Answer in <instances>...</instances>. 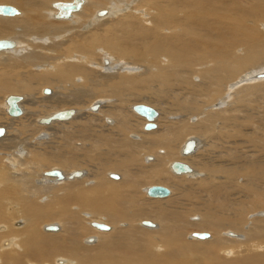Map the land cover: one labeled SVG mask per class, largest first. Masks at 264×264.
I'll use <instances>...</instances> for the list:
<instances>
[{
	"label": "bare ground",
	"instance_id": "6f19581e",
	"mask_svg": "<svg viewBox=\"0 0 264 264\" xmlns=\"http://www.w3.org/2000/svg\"><path fill=\"white\" fill-rule=\"evenodd\" d=\"M58 2L74 0H0L18 10L14 16L0 15V40L15 44L0 51V95L12 93L2 99L12 120L30 106L17 128L14 122L7 130L0 127V264H264V211L254 213L264 206V115L252 131L240 122L248 119L241 112L264 107V0H83L68 18L57 16ZM42 86L55 87V94L41 92ZM41 93L53 96L42 99ZM12 95L22 98L23 113L17 117L8 113ZM140 96L166 109L163 127H158L161 111L135 104L158 114L157 128L145 129L147 119L127 101ZM87 99L99 101L89 107ZM63 105L77 107L79 115L74 108L56 110ZM66 110L74 112L70 119L41 122ZM102 112L97 122L115 125L118 139L94 129L97 124L89 118ZM131 113L143 118L141 130L130 127ZM171 115L181 118L170 121ZM37 117L36 125L47 129L35 127ZM79 118L85 121L61 137V147L53 146L49 127ZM193 118L198 122L191 124ZM246 132V142L262 150L256 159L242 158L229 147ZM193 134L210 137L204 141ZM191 140L196 147L184 154ZM213 141L227 145L224 154L232 159L218 162L223 154L208 150L194 158ZM101 146L122 153L109 151L104 157ZM179 153L184 160L176 161ZM142 159L153 163L133 170ZM80 162L97 167L58 169L63 179L46 175L54 169L42 172L53 164L69 169ZM174 162L189 165L192 172L175 173ZM167 168L178 178L175 184L183 185L162 198L144 189L150 199L172 197L144 209L140 187L169 184ZM193 215L200 219L190 221ZM102 217L113 227L94 221ZM140 218L158 223L140 221L152 231L140 234L133 226ZM121 221L131 227L115 228ZM45 222L58 223L43 225L42 234ZM88 226L107 234L87 237L83 245L81 237L91 233ZM193 229L213 237L208 233L209 238L199 239L193 233L201 240L193 241L188 238Z\"/></svg>",
	"mask_w": 264,
	"mask_h": 264
},
{
	"label": "rangeland",
	"instance_id": "374dc122",
	"mask_svg": "<svg viewBox=\"0 0 264 264\" xmlns=\"http://www.w3.org/2000/svg\"><path fill=\"white\" fill-rule=\"evenodd\" d=\"M13 6V5H12ZM76 19V18H75ZM61 22V21H60ZM71 22H73V21H68V23H71ZM264 23V22H263ZM7 52H9V51H7ZM11 52V51H10ZM9 52V53H10ZM11 54H14L13 52H11ZM125 62H128V61H125ZM104 66H105V64H104ZM40 69V71L42 70V71H44V69L45 68H43V67H40L39 68ZM258 78H262V77H258ZM50 89V90H52L53 91V95L55 94L54 92H55V87H53V86H42V87H40V91L42 92V90H44V89ZM37 91H38V89H37ZM12 94V93H11ZM10 93H6V94H1L0 95V97H1V99H0V107L2 106L3 108H2V110H3V113H1L0 112V127H4L5 129L6 128H10V126H11V124L14 122V128H17V125H18V122H20V121H18L19 119H21V118H23L26 114H27V112H28V108H30V106L28 105V106H26V113H25V115L24 116H22V117H20V118H14V120H12V119H10V117H8V115H7V113L5 112V109H4V102H3V100L2 99H4L7 95H11ZM22 95V94H21ZM52 95V96H53ZM180 95H181V97H183V95H182V93H180ZM52 96H49V97H52ZM178 96H179V94H178ZM39 98H49L48 96H45L44 97V95L41 93L39 96H38ZM87 100H90V99H87ZM101 100V99H100ZM143 100V101H142ZM96 101H99V99H95V100H90L88 103H86V105L87 106H89V105H91L92 103H95ZM127 101H130L129 103H128V105H130V104H147V105H150V106H152L153 108H156V109H158L159 111H161V113H163V115L161 114V118L159 119V123H158V127L159 128H161V127H163V125L165 124V122L167 121V119H166V117H165V114H164V111L166 110L164 107H161L160 105H156L155 103H153L155 100H152V102H150V101H146L145 100V98H144V96H140V97H132L130 100H127ZM236 102L232 105L233 107H235L236 106ZM27 105V104H26ZM90 107V106H89ZM89 107H87L86 109H89ZM67 108H74V109H76L77 111H78V115H79V109L77 108V107H71V106H69V105H63V106H61V107H59L58 109H56L57 111L58 110H61V109H67ZM85 109V110H86ZM84 110V111H85ZM100 111V110H99ZM53 112H55V110H51V111H44L43 112V114L40 116V117H43V116H46V115H48V114H50V113H53ZM104 112V111H103ZM103 112L101 113V114H97V115H92V116H90V120H91V122L92 123H94V124H97V127H95L94 129L95 130H98L99 132H100V134L101 135H103L104 137H110L109 139H118L117 138V136H116V130H115V125L113 126H111V125H107V124H105L106 122H103V124H101V123H99V122H97V120H99V119H102L103 118ZM4 114V115H3ZM77 115V116H78ZM101 115V116H100ZM261 115L263 116L264 115V107H262V109H260L259 111L258 110H255V111H253V110H249V112H245V113H243V112H241L240 113V116L241 117H245V118H248V119H245V120H240V122L241 123H245L247 126H249L250 127V131H252L253 130V127L254 126H256V127H258L257 125H258V120L260 119V117H261ZM76 116V117H77ZM163 116V117H162ZM173 115H171V117H172ZM251 116H253L254 118H250ZM7 119H6V118ZM170 116H169V119H170V121H178L180 118H181V116H173L172 118H171ZM39 117H37L36 119H35V121H34V124H35V127L36 128H38V129H47V128H43V127H38L37 125H36V121H37V119H38ZM75 119V118H74ZM73 119V120H74ZM142 117H140V116H138V115H136V114H134V113H131V115L129 116V122H130V124H131V126L130 127H132V128H138L141 124H142ZM192 120H194L193 121V123H191V124H194L195 122L197 123L198 122V120H197V118H193ZM191 120V121H192ZM81 121H85V119H81V118H79V119H77V120H74V121H72V122H68V123H64V124H57V125H54V126H52V127H49V130H47L48 131V138H50L51 137V141L53 140V141H56V145L54 144L53 146H55V147H61V145H63L64 144V142H63V140H61V137L66 133V132H68V131H71V130H73V128H76V125L78 126V124H79V122H81ZM3 123V124H2ZM23 124H25V122H23ZM93 124V125H94ZM2 125V126H1ZM103 126H106V128L105 127H103ZM141 127L142 126H140V130H141ZM102 128H104V129H102ZM158 128V129H159ZM52 129V130H51ZM54 129V130H53ZM157 129V130H158ZM7 130V129H6ZM107 130V131H106ZM105 131V132H104ZM113 131V132H112ZM156 131V130H155ZM133 134V136L134 135H137L136 133H132ZM250 134V132H246V133H244V134H242V135H237V139L236 140H239L240 139V143H238V145H234V146H229L230 147V149H231V151H232V149L233 148H235L236 150H237V152H238V154L240 155V156H242V158L244 157V156H251V158H254V159H256L259 155H261V153H262V150H261V148H259V147H253V145L251 146L250 144L251 143H248V142H246V140H248L249 138V135ZM193 135H195V136H197V137H200L202 140H206L207 138H209L210 137V134H206V135H198V134H193ZM193 135H191V137L193 136ZM211 136L213 137L214 136V134L213 133H211ZM220 136H224V135H222V134H220ZM37 137V136H36ZM190 136H188V138H191ZM47 138V139H48ZM131 138V137H130ZM47 139H43V140H47ZM187 139V136L186 137H184L182 140L183 141H185ZM242 139V140H241ZM246 139V140H245ZM132 140V139H131ZM181 140V142H179L178 144L180 145H182V141ZM58 142V143H57ZM135 142V141H134ZM213 142H216V143H210V146L208 147V148H206L207 147V145H205V146H203L202 148H200L199 150H198V154L196 153V155H195V157L194 158H196V159H200V157H201V154L205 151V150H208V152H213L214 153V156L215 155H218V154H220V153H222L223 155L221 156V157H219V159H218V162H220V161H225V160H231L232 159V157H233V155H225L224 154V152H226V149H227V145H222V143L221 142H219V141H213ZM249 146H251V147H249ZM179 147V146H178ZM247 147H249V148H247ZM101 148V150H100V152H101V154L104 156V157H106V155H107V153L110 151L111 153H115V154H117V155H119V154H121L122 152L120 151V150H115L113 147H108V146H101L100 147ZM240 148V149H239ZM66 150H68V152H71L72 151V149H69V148H67ZM253 150V151H252ZM258 150V151H257ZM78 151V150H77ZM49 153H55V152H53L52 150L50 151L49 150ZM98 153H99V151H98ZM205 153H203V155H204ZM244 154V155H243ZM117 155H115L114 156V159H117ZM147 155H153V154H147ZM180 159V160H179ZM181 159H182V157H180V153H179V156H178V159L176 160V161H181ZM182 160H184V159H182ZM144 160L142 159V160H140L138 163H136L135 165H133L132 166V168H133V170H135V171H142V170H144V168H146L147 166H148V164H152L153 162H150V163H145L144 164ZM91 166H93L94 168H96L97 167V165L96 164H92V163H86V162H80L79 163V166L77 165V167L76 166H74L73 164H71L68 168L69 169H65V168H61L60 166H56V165H52V166H50V167H48V168H46L45 170H43L42 172H45L46 170H51V169H54V170H58V169H61V170H66V171H74V170H77V169H84V170H86L87 172H89L90 171V169H91ZM59 167V168H58ZM199 170V169H198ZM202 171V170H201ZM116 173V174H118V175H120V176H122V174L121 173H119V172H117V171H112V172H109V173ZM203 172H205V171H203ZM108 173V174H109ZM166 176L168 177V178H170V183L169 184H162V183H144V185L143 186H141L140 187V194L138 195L139 196V205L140 206H142L144 209H150V208H152L153 207V203L154 202H161V201H166V200H170L172 197L170 196V197H168V198H166V199H164V200H159V199H150L149 197H147V195H146V193L145 192H143L144 191V189H146V188H148V187H151V186H154V185H162V186H165V187H167V188H169L170 189V191H172V195H173V192H175V189H176V186L177 185H179V186H182L183 184H182V182H179L178 184H175V182H177V180L176 179H178L177 177H176V175H174V174H172L169 170H168V168H167V172H166ZM108 178V177H107ZM109 179V178H108ZM110 180V179H109ZM112 181V180H111ZM75 182H77V181H72V182H70V183H75ZM193 182H189V184H192ZM59 184H61V183H59ZM59 184H51V185H59ZM47 185H49V184H47ZM261 190H264V183L261 185V188H260V191ZM257 210V211H256ZM256 210H254L255 212L254 213H258V212H260V211H264V206L263 207H260V208H257ZM86 213H88L89 214V212H86ZM251 214H253L252 212H250L249 213V215H251ZM204 214L203 213H201L200 214V216H203ZM252 216H254V215H252ZM81 218H82V220H84V217H82L81 216ZM197 219L199 220L200 219V217L199 216H197V215H193V216H191V219H190V221H192V222H195V221H197ZM260 219V218H259ZM261 219H264V218H261ZM145 220H147V221H152V222H156V221H154V220H151V219H148V218H140V219H137V220H135L134 221V224H133V226H134V228L137 230V231H139L140 232V234H146V233H150V232H152V231H150V229H148V228H144V227H142V226H140V225H138V223L140 222V221H145ZM94 221H103L104 222V224H108V225H111V224H109L108 223V221L106 220V218L105 217H102V218H95L94 219ZM50 223H58V222H45V223H42L41 225H40V230H41V233L43 234H46L45 232H43L42 231V226L43 225H46V224H50ZM122 223H126L127 224V227H121L120 228V224H122ZM156 223H158V222H156ZM85 225H87V224H85ZM111 227H113V225H111ZM131 227V224L128 222V221H121V222H119L118 224H116L115 225V228H118V229H121V230H123V229H127V228H130ZM90 231H91V233L90 234H87V235H85V236H82L81 237V239H80V243H83V245H85L86 243H84V239L85 238H87V237H91V236H96V237H101V236H103L104 234H107V233H102V232H98L96 229H94V228H92V227H90V226H88L87 227ZM123 228V229H122ZM230 230H227L226 231V233L227 232H229ZM193 233H209L210 235H211V237H213V234H212V232H210V231H199V230H196V229H193V230H191L189 233H188V238L189 239H191V240H193V241H198V242H200L201 240H198V239H195V238H193ZM61 234V233H60ZM226 235V234H225ZM230 237H233V234H230ZM241 237V236H240ZM187 238V239H188ZM225 239H227V240H232L231 238H229L228 239V237L226 238V237H224ZM188 239V240H189ZM195 239V240H194ZM234 239H236V238H234ZM207 241V240H206ZM87 245V244H86ZM131 254L130 253H124V256L125 257H128V256H130Z\"/></svg>",
	"mask_w": 264,
	"mask_h": 264
},
{
	"label": "water",
	"instance_id": "95a60500",
	"mask_svg": "<svg viewBox=\"0 0 264 264\" xmlns=\"http://www.w3.org/2000/svg\"><path fill=\"white\" fill-rule=\"evenodd\" d=\"M83 0H74V2H67V3H55L54 7L58 9L57 16L59 18H68L71 16V14L74 11H77L80 9V6L82 4ZM18 13V10L11 6V5H0V15L4 16H14ZM105 13V12H104ZM15 44L11 40H0V51L6 50V49H12L14 48ZM51 91L50 89H46L44 93L49 94ZM22 100L20 96H10L7 99L8 103V113L9 115L13 117L20 116L23 111L21 107L18 105L19 102ZM94 108H97L95 106ZM134 111L143 117L147 119V124L145 125L146 130H152L156 129L157 125L153 122L155 118L158 116L157 112L155 109L152 107L146 106V105H135L134 106ZM74 112L73 111H60L57 112L50 117L43 118L41 120L42 123L44 124H50L52 121H57V120H67L70 119L73 116ZM4 133L3 129H0V136ZM196 147V142L193 140L188 141L183 149L184 154H190L194 148ZM172 170L177 173V174H182V173H191L192 169L190 168L189 165L185 163H180V162H174L172 164ZM81 172L76 173V175H81ZM46 175L48 176H57L59 179H63V175L60 171L54 170L51 172H47ZM114 179H118L119 177L116 175H111ZM148 195L150 197H155V198H162V197H167L170 195V190L167 187L160 186V185H154L151 186L148 189ZM93 225L97 228L100 229H108V227H104L103 225H99L96 223H93ZM144 225L147 226H152V224L149 223H144ZM196 237L199 239H206L209 238L208 233H199L195 234Z\"/></svg>",
	"mask_w": 264,
	"mask_h": 264
}]
</instances>
